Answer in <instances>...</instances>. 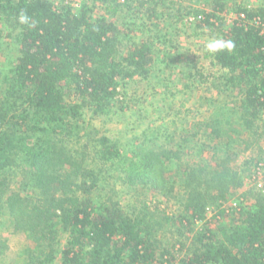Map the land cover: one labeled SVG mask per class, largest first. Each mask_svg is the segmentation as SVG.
<instances>
[{
  "label": "trees",
  "instance_id": "16d2710c",
  "mask_svg": "<svg viewBox=\"0 0 264 264\" xmlns=\"http://www.w3.org/2000/svg\"><path fill=\"white\" fill-rule=\"evenodd\" d=\"M82 1L75 10L56 7L49 0H0V21L18 52L0 70V203L6 198L15 227L35 244L26 252L27 263L54 264L60 257L61 264H264V185L249 192V203L229 202V186L244 182L226 176L230 159L217 164L223 170L203 162L182 171L184 210L177 219L173 251H159L165 224L152 221L148 203L132 214L113 198L94 197L104 189L103 169L118 160L128 163L119 177L127 185L174 192L167 189L164 169L176 154L147 147L123 160L119 146L107 137L81 144L84 110L105 115L115 104L125 103L124 86L136 77L147 79L155 61L147 43L122 52L118 25L93 15L92 4L114 9L135 0ZM143 1L142 6L151 0ZM227 9L225 0H215L213 10L197 19L217 38L211 65L225 71L226 85L240 92L239 109L249 127L264 112V35L261 27L250 24L256 19L264 23V8L236 6L232 22L221 16ZM116 12L115 7L113 15ZM22 16L27 19L22 21ZM72 97L79 101L69 102ZM223 134L222 129L212 130V139ZM227 143L214 147L211 160L229 152ZM92 147L95 166L88 160ZM252 164L245 162L246 172H252ZM21 165L32 181V200L9 193L7 173ZM254 165L264 176L261 161ZM211 208L214 214L206 226L187 237L196 223L206 221ZM185 250L178 258L177 253Z\"/></svg>",
  "mask_w": 264,
  "mask_h": 264
},
{
  "label": "rangeland",
  "instance_id": "374dc122",
  "mask_svg": "<svg viewBox=\"0 0 264 264\" xmlns=\"http://www.w3.org/2000/svg\"><path fill=\"white\" fill-rule=\"evenodd\" d=\"M49 1L56 7L65 5L64 0ZM214 1L151 0L142 6L143 0H135L127 5H115L114 9L100 3L92 4L94 17L104 16L118 25L122 32V52L126 53L133 44L147 43L155 61L147 79L136 77L124 86L125 103L115 104L105 115H94L91 108L84 110L82 126L85 130L80 133L81 144L107 137L119 146L123 160L131 159L137 149L147 147L167 148L176 154L173 162L164 169V177L169 180L167 189L172 187L174 192L127 185L119 177L123 178L121 170H126L128 163L118 160L112 167L103 169V177L108 181L104 180V189L96 191L94 197L113 198L132 214L143 210L142 204L148 203L152 221L165 224L159 237L160 252L163 248L173 251L172 245L177 238L173 236L180 227L177 219L183 213L185 200L179 182L186 166L207 162L213 169L223 170L224 167L217 164L224 158L230 159L226 167L230 171L225 173L226 176L244 182L237 188L229 186V202L242 200L249 203L252 200L249 192L256 193L264 185L262 171H256L254 165L259 160L264 166V112L255 125L246 126L239 109L240 92L226 85L225 71L211 65L217 38L197 19V16L213 10ZM225 1L228 9L221 16L227 22L236 17V6L253 10L264 8V0ZM82 4L83 1L79 0V5ZM115 7L117 12L113 15ZM0 32V70H4L18 52L1 21ZM212 45L215 47H210ZM201 75L204 77L200 78ZM78 101L76 97L69 99L71 103ZM217 129H222L225 134L220 139H212V130ZM228 133L232 140L226 135ZM226 142H229V152L217 153L211 160L216 153L214 147ZM72 146L81 145L72 143ZM93 147L88 159L91 166H95L92 159H97ZM247 160L253 163L251 173L245 171ZM22 169L23 165L15 166L7 173L9 193L18 192L26 200H32L35 197L32 181ZM248 174L252 178L246 177ZM154 201L163 205L157 207L152 203ZM164 210L166 217L163 216ZM213 214L211 208L206 221L196 223L187 237L192 238L203 229ZM225 221L229 222L228 219ZM211 226L216 229L214 222ZM66 242L67 235L62 237V245ZM34 248L35 244L28 235L15 227L5 198L0 203V250L3 249L0 264H28L26 252ZM185 252L177 253L178 258ZM54 264H61L60 257Z\"/></svg>",
  "mask_w": 264,
  "mask_h": 264
},
{
  "label": "built area",
  "instance_id": "2783aa9c",
  "mask_svg": "<svg viewBox=\"0 0 264 264\" xmlns=\"http://www.w3.org/2000/svg\"><path fill=\"white\" fill-rule=\"evenodd\" d=\"M65 1V5L71 6L73 9L77 10L79 8H81V6L79 5V0H64ZM242 19H245V15H241ZM251 25H255L257 27H261L262 30V34L264 35V23L261 20H253L252 22H250Z\"/></svg>",
  "mask_w": 264,
  "mask_h": 264
},
{
  "label": "clouds",
  "instance_id": "9594fccd",
  "mask_svg": "<svg viewBox=\"0 0 264 264\" xmlns=\"http://www.w3.org/2000/svg\"><path fill=\"white\" fill-rule=\"evenodd\" d=\"M22 21L26 20L27 18L25 16L21 17ZM210 47H215L214 45L210 46Z\"/></svg>",
  "mask_w": 264,
  "mask_h": 264
}]
</instances>
